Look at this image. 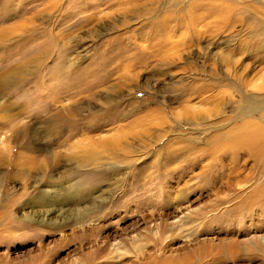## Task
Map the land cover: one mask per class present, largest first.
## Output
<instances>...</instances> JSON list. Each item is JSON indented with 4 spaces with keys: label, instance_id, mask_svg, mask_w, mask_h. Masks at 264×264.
Here are the masks:
<instances>
[{
    "label": "rangeland",
    "instance_id": "374dc122",
    "mask_svg": "<svg viewBox=\"0 0 264 264\" xmlns=\"http://www.w3.org/2000/svg\"><path fill=\"white\" fill-rule=\"evenodd\" d=\"M263 145L264 0H0V264H264Z\"/></svg>",
    "mask_w": 264,
    "mask_h": 264
},
{
    "label": "bare ground",
    "instance_id": "6f19581e",
    "mask_svg": "<svg viewBox=\"0 0 264 264\" xmlns=\"http://www.w3.org/2000/svg\"><path fill=\"white\" fill-rule=\"evenodd\" d=\"M242 128H244V127H242ZM232 133H235V132H232ZM225 135H227V134H225ZM233 135H228L229 137L227 136L225 139H223L225 141L222 144V146L223 145L224 146H229V148H231V147H234L235 144L236 145L238 144L239 146L240 145L246 146L249 149L254 147V146H256L255 143H254V140H256L255 137H257V136H256V133L253 132V131H247V129H246V131H243L240 134H238L237 138H236V135H234L235 137ZM216 138H219V135H217ZM235 138L237 139V141L235 140ZM210 139H211V141H210L211 149H210L209 153H211L212 150L215 151V149L219 146L218 143H214L213 142V138L210 137ZM256 141H259V140H256ZM175 149L176 150L172 152V155H174L175 159H179V160L182 159V158H185L184 156H186V155L188 156V155L191 154V152H195V150H196L195 147H193L191 145H179ZM257 149H258V147H257ZM262 149L264 150V145H263ZM259 150H258V152H260ZM263 150H262V152H263ZM59 172L60 171L56 172V174L59 173ZM145 175H147V174H145ZM71 185H72V183L69 182V179L68 180H63V181H60V182H56L55 181V182H48L47 184H44V185H39L37 190H36V195H34V197H33L34 199L33 200L29 199L27 201L28 210L23 211L22 212V216L35 218V219L41 220L42 222L44 221V224L46 222L53 221L56 218L55 217L56 216L55 213L59 212V211L61 212V210L63 209L62 206L66 203V200H67L66 196L68 194L65 195L66 191H63V190L66 189V188L68 189ZM93 191H95V190H91V192H93ZM102 198H104V197H102ZM73 205H75V204H73ZM63 212H66V211L63 210ZM96 218L97 217H94L92 221H94V219H96ZM162 220H163V218H162ZM8 224L10 226L14 225L13 223H10V222ZM23 226L24 225H20V226H17V227L23 228ZM91 229H94V228H91Z\"/></svg>",
    "mask_w": 264,
    "mask_h": 264
}]
</instances>
